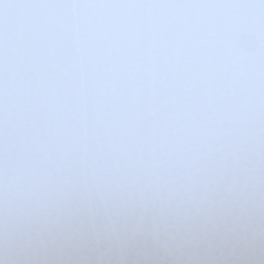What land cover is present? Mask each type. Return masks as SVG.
Listing matches in <instances>:
<instances>
[{"label": "snow or ice", "instance_id": "snow-or-ice-1", "mask_svg": "<svg viewBox=\"0 0 264 264\" xmlns=\"http://www.w3.org/2000/svg\"><path fill=\"white\" fill-rule=\"evenodd\" d=\"M0 264H264V0H0Z\"/></svg>", "mask_w": 264, "mask_h": 264}]
</instances>
